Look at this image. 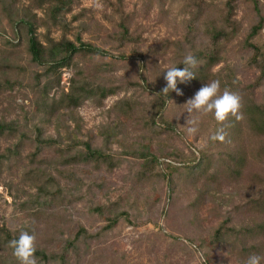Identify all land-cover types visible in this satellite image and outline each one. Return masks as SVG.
Returning a JSON list of instances; mask_svg holds the SVG:
<instances>
[{"label":"rangeland","instance_id":"rangeland-1","mask_svg":"<svg viewBox=\"0 0 264 264\" xmlns=\"http://www.w3.org/2000/svg\"><path fill=\"white\" fill-rule=\"evenodd\" d=\"M116 3L75 0L66 16L71 29L63 32L48 31L45 6L0 0V121L15 128L0 139V228L34 235L36 249L50 255L85 230L92 238L81 236L68 264H244L250 254L264 257V136L245 112L264 106V26L252 40L261 50L257 62L246 42L258 22L253 0H234L229 21V0H125L127 41ZM259 8L264 16V0ZM34 16L43 44L80 36L113 57L78 56L47 74L31 62L26 30L14 28ZM189 53L198 61L194 78L177 84L182 95L165 93L160 113L154 101L166 86L163 71L182 68ZM208 55L218 62L206 69ZM212 80L221 93L240 96L239 120L220 124L211 113L186 112L187 100ZM88 82L115 93L102 99ZM83 84L87 92L73 108L69 98ZM188 120L198 121L195 134L187 132ZM219 128L224 140L213 141ZM38 129L41 140L53 141L40 151ZM85 144L104 158L86 161ZM218 228L224 243L215 245ZM2 242L0 264H18Z\"/></svg>","mask_w":264,"mask_h":264},{"label":"trees","instance_id":"trees-1","mask_svg":"<svg viewBox=\"0 0 264 264\" xmlns=\"http://www.w3.org/2000/svg\"><path fill=\"white\" fill-rule=\"evenodd\" d=\"M38 7H46V21L44 22V25L47 26L48 31H51V28H61L63 32H69L71 29V24H69L66 21V16L70 15L73 12L75 0H33ZM233 1L229 0L228 3V21L229 17L231 16L234 8H233ZM125 0H118V3L115 4V9L119 12V29H120V37L122 38V41H127L131 39L132 34L129 31V22L130 17L128 14L124 13L123 10V3ZM254 9L257 12L258 15V22L252 26L251 31L249 35L247 36V47L253 51V60L254 62H257L260 55L261 50L260 48L252 43V40L260 33L264 26V16L261 14V10L259 8V0H253ZM80 17H83V15H79L78 17L73 18V20H78ZM34 18L27 19V20H21L17 22L14 25V28L17 26L22 27L27 32V39H28V53L31 58V62L41 68L46 69L45 72L47 74H54L59 71V69L68 68L70 67L75 58L78 56H90V57H99V58H105V57H113L112 54L109 52L96 47L94 45H91L89 43L83 42L81 37H76V43L72 42L67 39H63L59 42H56L50 38H47V41L45 44H43L35 34V26H34ZM85 18V17H84ZM223 33L222 31L216 32L214 35V43L217 42V39L222 37ZM207 58V67L206 69H209L211 65L215 64L217 61V58L214 55L211 56H205L204 59ZM119 59H125L124 55H121V57H118ZM117 58V59H118ZM263 68V66H262ZM42 76H39L38 79H40ZM262 79H260V85H261ZM87 85H90V87H93V91L98 92L99 96L104 99L105 97L112 95L115 93V91H108L106 87L100 88L97 86L94 90V86L91 85V83H86ZM3 84H0V91L3 89ZM49 85L45 87V94L50 90ZM87 86L83 84L81 88H74L73 92L71 94L70 103L71 107L77 108L80 105V93L79 92H87ZM91 90H88V92ZM167 95L162 92V90H158L156 92V98L154 101L155 108H158V111L162 113L164 111V107L167 106L168 101H166ZM43 111L48 112L50 111L49 105L46 103L45 100L42 102ZM246 114L248 115V121L251 125V129L255 133H259L260 136H264V106H247L245 109ZM14 123H6L0 121V139L4 137L7 133H13L15 131ZM39 138L37 139V147L40 151L45 146H50L53 141H44L41 140V130L38 129ZM85 159L86 161L95 160V159H103L104 154L100 150H95L91 147L90 144H85ZM5 159V156H0V165L2 161ZM241 161H235V164L238 165ZM262 202V201H261ZM260 202V203H261ZM260 207H263V205H260ZM118 222V218L113 220L109 228H112L116 225ZM264 233V224L260 225V235ZM19 234L12 233L10 230L6 228H0V240H2L6 248L8 249V252L12 253V249L8 246V242L16 237H18ZM81 236L84 237H90L87 235V232L83 229L79 231V233L76 235L74 241H68L66 242V246L63 248L62 252L60 254H47L46 251L37 250L35 256L36 258L43 262V263H50V262H56L57 264H68L69 258L68 254L71 249L77 250V243L79 242ZM224 234L222 231V228H218L216 230V233L214 235L213 243L215 245H219L221 243H224ZM92 238V236L90 237ZM3 263V262H2Z\"/></svg>","mask_w":264,"mask_h":264},{"label":"clouds","instance_id":"clouds-1","mask_svg":"<svg viewBox=\"0 0 264 264\" xmlns=\"http://www.w3.org/2000/svg\"><path fill=\"white\" fill-rule=\"evenodd\" d=\"M182 68L177 66H168L164 71V80L166 86L162 92L168 93L175 91L177 95H182L180 89L177 88V84H184L194 78V73L191 69H194L197 64V58L189 53L185 55L182 60ZM220 82L218 80H212L202 86L192 98L188 99L185 103L187 105V113H200L209 114L211 113L217 121L222 124L229 117L239 120L241 98L240 96L230 90L225 89L222 93L219 91ZM187 132L189 134H195L198 131V121L188 120ZM213 141H223L224 131L223 128H219L211 136ZM8 246L12 249V255L17 260L18 264H37V258L35 256V236L28 232L21 231L19 236L10 240ZM264 257L256 254H250L244 264H261Z\"/></svg>","mask_w":264,"mask_h":264}]
</instances>
